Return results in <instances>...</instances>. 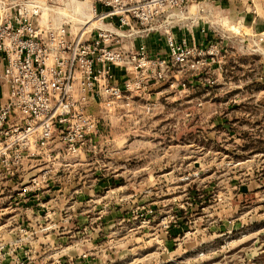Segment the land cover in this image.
<instances>
[{
    "label": "rangeland",
    "instance_id": "374dc122",
    "mask_svg": "<svg viewBox=\"0 0 264 264\" xmlns=\"http://www.w3.org/2000/svg\"><path fill=\"white\" fill-rule=\"evenodd\" d=\"M183 17L123 39L148 73L126 91L135 73L113 68L122 99L91 102L87 146L29 162L37 185L0 184V264H264V0Z\"/></svg>",
    "mask_w": 264,
    "mask_h": 264
},
{
    "label": "built area",
    "instance_id": "2783aa9c",
    "mask_svg": "<svg viewBox=\"0 0 264 264\" xmlns=\"http://www.w3.org/2000/svg\"><path fill=\"white\" fill-rule=\"evenodd\" d=\"M200 1L0 0V184L37 185V174L27 175L29 162L35 167L53 161L55 150L87 146L99 133L91 102L122 99L113 68L135 73L123 81L126 91L141 82L138 70L148 73L150 52L121 47L123 39L156 31L155 18H184ZM167 45L177 63L195 53L172 40Z\"/></svg>",
    "mask_w": 264,
    "mask_h": 264
},
{
    "label": "crops",
    "instance_id": "0c3cea01",
    "mask_svg": "<svg viewBox=\"0 0 264 264\" xmlns=\"http://www.w3.org/2000/svg\"><path fill=\"white\" fill-rule=\"evenodd\" d=\"M248 18H259L257 15H255V16H248ZM155 50H157V49H155ZM154 53H155V51H153Z\"/></svg>",
    "mask_w": 264,
    "mask_h": 264
}]
</instances>
